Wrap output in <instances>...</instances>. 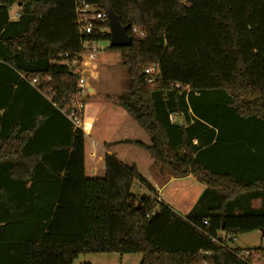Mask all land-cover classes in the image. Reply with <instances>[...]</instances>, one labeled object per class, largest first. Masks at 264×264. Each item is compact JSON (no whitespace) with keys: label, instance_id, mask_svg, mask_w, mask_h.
Here are the masks:
<instances>
[{"label":"trees","instance_id":"trees-1","mask_svg":"<svg viewBox=\"0 0 264 264\" xmlns=\"http://www.w3.org/2000/svg\"><path fill=\"white\" fill-rule=\"evenodd\" d=\"M84 1L111 8L130 44L111 47L108 23L81 34L74 0H0V264H73L87 253L264 264V248L230 250L219 235L264 231V0ZM86 41L120 54L129 94L117 102L149 136L135 143L205 187L185 217L112 154L102 176L86 175L71 116H83L72 105L77 76L61 62Z\"/></svg>","mask_w":264,"mask_h":264},{"label":"rangeland","instance_id":"rangeland-1","mask_svg":"<svg viewBox=\"0 0 264 264\" xmlns=\"http://www.w3.org/2000/svg\"><path fill=\"white\" fill-rule=\"evenodd\" d=\"M16 12L17 5H13L9 10V14L15 17ZM100 45L103 46V49L95 53H90L87 46L84 48L86 60L83 66L84 73L89 76V84L97 89L95 94L85 95L83 98L84 108L81 129L84 132L85 157L87 158L89 151L87 144L90 143V140H93L91 141L92 145L96 141L103 148L109 147L112 149L115 158L122 164L134 165L141 171L152 172V166L159 167V165L150 158L142 147L135 143L137 141L148 144L149 136L139 127L132 114L123 109L117 102L119 97H127L129 94L126 68L119 52L108 49V43L105 41L100 42ZM86 133H88L89 139L86 137ZM115 137L118 140L113 141ZM123 137L127 140H121ZM93 156L91 155V157ZM94 163L96 170L92 173L89 171L87 164L86 175L102 176L103 171L100 164L97 163V160ZM182 182L185 183L187 180ZM143 191L144 189L138 187V185L131 188L133 194H141ZM189 195L191 196V194ZM186 209L190 208L186 207ZM179 210H176V212L183 213L181 209ZM219 235L224 240V245L230 250L264 248V236L258 230L241 233L228 240L224 239L223 232H219ZM140 260L141 255L138 253H87L79 255L73 261V264H139Z\"/></svg>","mask_w":264,"mask_h":264},{"label":"crops","instance_id":"crops-1","mask_svg":"<svg viewBox=\"0 0 264 264\" xmlns=\"http://www.w3.org/2000/svg\"><path fill=\"white\" fill-rule=\"evenodd\" d=\"M89 92H90L89 95H93L97 92V89L93 85L90 84ZM86 137L89 139L88 133H86ZM115 140H118L117 137L113 138V141ZM121 140H127V138L123 137L121 138ZM91 141L93 140H90V143L87 144L89 151L87 153L88 159L85 157V169L88 164L89 171L94 173V171L96 170V168H94V164H95L94 162L97 160V163L100 164V168L103 171L104 155L112 154L115 156V153L109 147L103 148L96 141H94L95 144L92 145ZM84 155H85V151H84ZM91 155H94V156L91 157ZM152 167H153L152 172L144 170L146 173L143 170L141 171V169H138V168L137 169L156 191L157 200L165 204L169 208H171L174 212H176V210L180 211L179 209H181L184 214L183 213L180 214L178 212L176 213L182 217H185L189 213L191 208L195 205L198 198L204 191L205 187L199 183H196L194 179H191L190 176L177 178V177H174L166 173L160 167H155V166H152ZM184 180H187V182L185 183L182 182ZM187 191L189 192L192 191V192L189 193ZM189 194H191V196ZM259 203H260L259 200H254L252 202V207L254 208L259 207ZM186 207L190 209H186Z\"/></svg>","mask_w":264,"mask_h":264},{"label":"built area","instance_id":"built-area-1","mask_svg":"<svg viewBox=\"0 0 264 264\" xmlns=\"http://www.w3.org/2000/svg\"><path fill=\"white\" fill-rule=\"evenodd\" d=\"M74 12L76 15V22L80 27V33L86 36H91L93 33H103L106 29L104 28V24L108 23V18L104 10L95 9L94 6L88 4L84 0H74ZM17 15V12H16ZM133 32H136V29H132ZM87 46L90 53H95L101 49L103 46L100 45V42L95 41H86L82 44L81 52L74 57H69L68 54H64V60L61 61L66 66H68L74 74L77 76V93L76 98L77 101L73 102V106L76 110L80 111L83 109L84 105L80 102L79 99H83L85 95H89V76L85 75L84 73V64L86 63L84 57V48ZM145 72L148 74L157 73L158 66L152 65L151 67L145 69ZM154 78H152L153 80ZM178 86V84H177ZM72 120L75 124V127L81 128V120L74 117V114H71ZM179 120L178 116L175 114L169 115V121L171 123L177 122ZM203 225H207V221H203ZM212 241H216V239L211 238ZM245 259L249 255L252 256L251 252H247L245 254ZM250 264H263V260L260 256L255 258H251Z\"/></svg>","mask_w":264,"mask_h":264},{"label":"water","instance_id":"water-1","mask_svg":"<svg viewBox=\"0 0 264 264\" xmlns=\"http://www.w3.org/2000/svg\"><path fill=\"white\" fill-rule=\"evenodd\" d=\"M104 11L108 18V30L110 35L109 45L111 47L128 46L131 40L126 33L127 28L120 24L117 16L114 14L111 8L106 7ZM182 126H184V122H182ZM261 234L264 236V231H261Z\"/></svg>","mask_w":264,"mask_h":264}]
</instances>
